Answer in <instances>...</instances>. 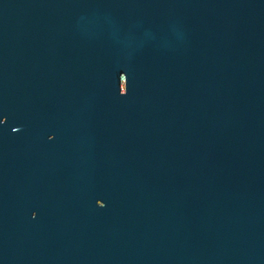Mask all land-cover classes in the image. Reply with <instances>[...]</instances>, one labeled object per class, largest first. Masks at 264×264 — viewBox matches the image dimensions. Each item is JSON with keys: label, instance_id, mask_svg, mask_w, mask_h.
Segmentation results:
<instances>
[{"label": "water", "instance_id": "95a60500", "mask_svg": "<svg viewBox=\"0 0 264 264\" xmlns=\"http://www.w3.org/2000/svg\"><path fill=\"white\" fill-rule=\"evenodd\" d=\"M0 264H264V0H0Z\"/></svg>", "mask_w": 264, "mask_h": 264}]
</instances>
